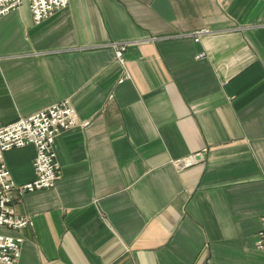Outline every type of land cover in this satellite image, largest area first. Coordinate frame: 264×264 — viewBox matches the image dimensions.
I'll use <instances>...</instances> for the list:
<instances>
[{"label": "crops", "instance_id": "obj_1", "mask_svg": "<svg viewBox=\"0 0 264 264\" xmlns=\"http://www.w3.org/2000/svg\"><path fill=\"white\" fill-rule=\"evenodd\" d=\"M0 57L1 124L64 99L80 120L56 186L12 192L18 264H264V0H69L39 24L24 1ZM35 157L6 152L17 185Z\"/></svg>", "mask_w": 264, "mask_h": 264}, {"label": "built area", "instance_id": "obj_2", "mask_svg": "<svg viewBox=\"0 0 264 264\" xmlns=\"http://www.w3.org/2000/svg\"><path fill=\"white\" fill-rule=\"evenodd\" d=\"M24 1H28L36 24L69 5V0H0V18L18 9ZM208 31L199 30L193 35L199 40L200 36ZM111 46L115 49L116 58L123 62L128 43L114 42ZM205 56V52L197 55L198 58ZM79 123L77 109L70 99H64L31 115L22 116L11 123H0V227L21 229L33 224L31 217L18 215L14 211L11 205L12 192L18 190L23 194L56 186L60 177V163L54 147L56 138L61 132ZM81 124L88 125V122L84 121ZM29 144L36 147L35 178L23 185H17L6 163L5 154L13 148ZM198 160V155H190L175 160V164L179 168H184ZM22 243V236L0 233V264H18ZM256 246L264 250V221L257 235Z\"/></svg>", "mask_w": 264, "mask_h": 264}, {"label": "rangeland", "instance_id": "obj_3", "mask_svg": "<svg viewBox=\"0 0 264 264\" xmlns=\"http://www.w3.org/2000/svg\"><path fill=\"white\" fill-rule=\"evenodd\" d=\"M174 164H175V160H174ZM176 165V164H175ZM193 165V164H192ZM177 166V165H176ZM190 166V165H189ZM187 167V166H186ZM177 168H179L178 166H177ZM180 169V168H179Z\"/></svg>", "mask_w": 264, "mask_h": 264}]
</instances>
